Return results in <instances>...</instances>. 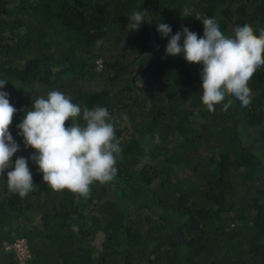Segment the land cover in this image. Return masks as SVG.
<instances>
[{"label":"trees","instance_id":"obj_1","mask_svg":"<svg viewBox=\"0 0 264 264\" xmlns=\"http://www.w3.org/2000/svg\"><path fill=\"white\" fill-rule=\"evenodd\" d=\"M31 8L34 20L27 18ZM135 11H146L150 22L146 17L130 30ZM217 16L226 36L244 24L259 35L264 0H0V79L7 80L0 91L17 109L9 127L19 146L12 163L27 159L34 183L20 198L7 188L11 167L0 175V264H16L3 244L19 238L28 242L30 264H264V159L243 141L244 121L257 132L255 145L264 155V67L249 81L248 107L229 97L231 107L223 110L221 103L210 113L200 100L201 79L171 61L184 60L183 54H165L172 35L186 27L202 37L201 21ZM159 23L170 26L168 36L161 38ZM196 67L200 73L202 66ZM77 80L101 88L74 92ZM40 86L70 94L81 109L106 107L113 119L122 149L117 174L94 183L87 199L48 187L29 159L34 150L18 134L16 125ZM133 135L159 144L143 145ZM160 152L165 163L176 162L193 176L185 191L163 167L144 166L136 178L130 173L134 158ZM223 215L251 224L254 234L219 233ZM99 232L105 237L96 260L90 243Z\"/></svg>","mask_w":264,"mask_h":264},{"label":"clouds","instance_id":"obj_2","mask_svg":"<svg viewBox=\"0 0 264 264\" xmlns=\"http://www.w3.org/2000/svg\"><path fill=\"white\" fill-rule=\"evenodd\" d=\"M184 15H188L187 9ZM146 17L150 22L146 11L133 12L128 18V28L138 30ZM201 22L202 37L182 28L168 40L165 54H183L186 62L202 66L200 100L208 112H214L215 106L229 97L238 100L242 108L248 107L252 98L249 81L264 67V29L257 35L250 25L244 24L234 28L231 36H226L215 17ZM156 28L161 38L171 32L170 26L164 23L156 24ZM181 35L184 37L182 45ZM6 82L0 79V89ZM232 103V99H227L223 110ZM16 112L8 93L0 91V175L11 167L6 173L8 191L25 198L34 183L27 159L19 157L12 163L13 155L19 150L9 131ZM122 119L128 122L127 115ZM69 120L71 126L67 125ZM16 127L25 147L34 150L29 159L42 174V181L53 191L67 190L87 199L94 183L103 185L117 174L115 165L122 149L106 107L81 109L62 91L52 90L36 96L31 110L24 113Z\"/></svg>","mask_w":264,"mask_h":264},{"label":"rangeland","instance_id":"obj_3","mask_svg":"<svg viewBox=\"0 0 264 264\" xmlns=\"http://www.w3.org/2000/svg\"><path fill=\"white\" fill-rule=\"evenodd\" d=\"M186 4L187 5L185 7H189L188 6L189 3H186ZM37 5H39L38 1L31 2V6H32V8L35 9V11H36ZM32 8L28 12V14H30V17H27L28 20L29 19L34 20L36 17L33 14L34 11L32 10ZM215 19H216V21H218L219 16H217ZM55 31H58L56 34L57 36L61 35V37L63 38V31L62 30H60L59 28H54V33H55ZM171 61L176 66H178L179 68L184 69V70H189L192 73L196 74L200 78V73L196 67V64H190V63L186 62L185 60H180V59H172ZM96 71L100 72V66L99 65H98V67H96ZM131 71H132V69H131ZM122 82H123V80L120 81V83L117 84V86H111L112 89H116L119 86H121ZM100 88H101L100 84H98L96 81L77 80L71 84V89L74 92H97L100 90ZM62 92L65 93V95L72 98V96L70 94H68L64 91H62ZM46 94L47 93H45L43 91V88L40 86L39 89H35L34 91H32V94L30 96V103L31 104L34 103L36 96L46 95ZM224 103H227V99L223 102V104ZM69 122L71 123L70 120H69ZM243 126H244V131H243L244 143L247 142V144L249 146L257 149L258 150L257 153H259L262 156V159H264L262 149L259 150V148L256 146V145H258V134H257V132L254 129H252L251 127L249 128V126H247L244 121H243ZM131 139H133L139 143L141 142L143 145H150V144L158 145L159 144V140L150 139L148 137H144V136H140V135H133ZM164 157H165V155H163V152L157 153L155 158H152L151 156H149L147 154H144L142 156H138L132 160V167H131L130 173H132L134 178H136L137 172H139V170L144 166H152V167H157V168L163 167L164 169L170 171L171 174L173 175V177L179 179L180 183H179L178 187L181 190L185 191L186 188H188L191 184H193L195 182V180L193 179V176L182 165H180L176 162H174L172 164L165 163L163 161ZM262 171L264 172V165H263ZM157 185H158V182L154 181L152 186H151L152 189H155L157 187ZM29 215H31V214L29 213ZM30 217L33 220V222H36L37 215L35 213L32 214ZM217 227L219 229V233H223V234L228 235L229 233L239 231L243 234V236L246 239H248L250 236H252L254 234V230L252 229L251 224H247L245 222H237L234 219H232L230 215H223L222 219L218 222ZM104 237H105V235L103 233L99 232V233H97V236L90 243L92 256L96 260L99 256L100 251H101V246H102V243L104 241ZM235 254L239 255V251H236Z\"/></svg>","mask_w":264,"mask_h":264},{"label":"built area","instance_id":"obj_4","mask_svg":"<svg viewBox=\"0 0 264 264\" xmlns=\"http://www.w3.org/2000/svg\"><path fill=\"white\" fill-rule=\"evenodd\" d=\"M98 65L100 66L99 63ZM3 250L13 256L16 264H30L32 261L28 242L24 238L16 239L11 243H4Z\"/></svg>","mask_w":264,"mask_h":264}]
</instances>
